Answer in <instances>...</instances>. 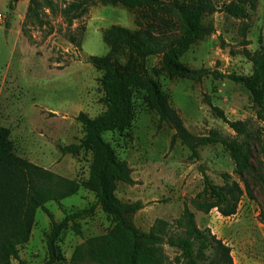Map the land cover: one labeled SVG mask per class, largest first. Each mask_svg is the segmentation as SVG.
<instances>
[{"label":"rangeland","instance_id":"obj_1","mask_svg":"<svg viewBox=\"0 0 264 264\" xmlns=\"http://www.w3.org/2000/svg\"><path fill=\"white\" fill-rule=\"evenodd\" d=\"M227 0H211L216 6ZM19 0L12 10L0 0V126L10 130L14 152L38 167L73 179L77 191L45 207L54 220L64 213L84 210L62 230L57 242L56 264H96L72 259L86 239L107 233L113 221L95 203L93 192L81 185L88 175L91 154L61 153L59 146L78 143L83 136L79 112L94 117L104 109L99 84L101 71L89 61L92 55L123 60L119 50H111L102 33L112 24L134 29L138 10L101 0ZM203 22L212 26L205 37L191 43L179 60L191 68H210L227 73L247 74L250 62L243 56L240 36L242 21L224 12L206 14ZM248 49L264 50V0H257L251 26L246 32ZM150 74L157 79L183 125L194 136L215 129L232 137L234 132L213 106L228 120L249 119L261 133L263 150L253 151L256 170L264 173V123L258 121L249 92L230 79L204 76L200 81L170 77L160 64V56L147 59ZM174 130L159 121L147 104L144 93L133 91V117L122 132H105L104 139L117 157L130 168L132 183L119 181L115 194L122 201H139L141 208L131 216L139 230L147 232L157 219L172 223L184 208L194 215L198 227L208 228L229 248L232 264H264V189L255 180L244 191L231 216L215 208L202 211L197 194L203 187V173L215 183L220 174L234 176L233 163L219 143L198 147L192 156ZM50 220L36 210L29 239L19 246L26 264H42L48 259L45 234ZM169 258L175 249L163 244ZM11 264H20L12 259Z\"/></svg>","mask_w":264,"mask_h":264},{"label":"trees","instance_id":"obj_2","mask_svg":"<svg viewBox=\"0 0 264 264\" xmlns=\"http://www.w3.org/2000/svg\"><path fill=\"white\" fill-rule=\"evenodd\" d=\"M18 1L7 0V8L12 10ZM34 1L31 0L29 11ZM101 1L138 11L134 29L112 24L102 33L103 42L111 50L121 51L123 60L107 55L89 56L88 61L102 73L99 84L105 109L94 117L79 112L76 118L82 125L83 136L78 143L59 146L61 153L75 154L80 149L90 152L88 175L81 185L93 192L96 205L114 223L107 233L90 237L78 245L72 259L96 264H232L230 248L208 228L198 227L188 208L172 223L157 219L147 232L135 227L131 216L141 208V203L122 201L115 194L119 181L133 182L131 170L117 157L103 134L122 133L130 125L133 91L140 90L159 121L174 130L173 137L179 139L192 156L198 155V147L213 143H219L229 154L234 176L222 172L218 184L203 173V187L197 194L202 211L215 208L222 216H231L244 191H249L251 180L264 189V173L256 170L252 162L253 151L263 150L261 133L251 121L228 120L221 109L213 106L216 115L227 123L234 135L228 137L215 129L204 136L192 135L146 65L150 56L159 55L161 68L170 77L200 81L210 75L214 79H230L249 92L256 118L264 123V50L246 47L249 43L246 32L251 26L257 0H227L217 8L211 0ZM216 10L242 21V54L251 64L249 73L224 74L217 69L191 68L179 60L191 43L212 31V26L204 23L203 18ZM78 187L77 181L19 157L14 152L10 130L0 126V264H11L12 259L26 264L19 257V246L28 241L38 209L50 220V229L45 234L48 259L42 264H56L59 259L56 242L62 230L84 210L66 212L62 209L63 217L54 220L45 203L59 202L74 194ZM163 244L175 249L177 255L169 258Z\"/></svg>","mask_w":264,"mask_h":264},{"label":"built area","instance_id":"obj_3","mask_svg":"<svg viewBox=\"0 0 264 264\" xmlns=\"http://www.w3.org/2000/svg\"><path fill=\"white\" fill-rule=\"evenodd\" d=\"M0 17H1V14H0Z\"/></svg>","mask_w":264,"mask_h":264}]
</instances>
